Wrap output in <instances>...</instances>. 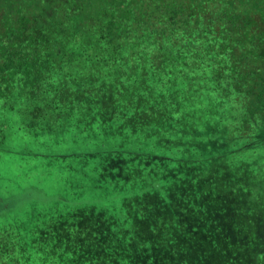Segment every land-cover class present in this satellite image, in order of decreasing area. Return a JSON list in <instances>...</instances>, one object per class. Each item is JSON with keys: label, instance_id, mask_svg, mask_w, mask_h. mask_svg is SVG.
<instances>
[{"label": "trees", "instance_id": "obj_1", "mask_svg": "<svg viewBox=\"0 0 264 264\" xmlns=\"http://www.w3.org/2000/svg\"><path fill=\"white\" fill-rule=\"evenodd\" d=\"M5 111L51 132L77 120L103 141L154 138L156 122L159 143L176 154L203 137L223 152L214 166L228 193L248 195L221 218L235 227L233 213L248 209V223L264 225V182L249 188L258 169L264 176V0H0ZM4 235L0 262L62 264L60 245ZM247 248L226 264H254Z\"/></svg>", "mask_w": 264, "mask_h": 264}, {"label": "rangeland", "instance_id": "obj_2", "mask_svg": "<svg viewBox=\"0 0 264 264\" xmlns=\"http://www.w3.org/2000/svg\"><path fill=\"white\" fill-rule=\"evenodd\" d=\"M13 114H0V242L6 232L19 234L18 244L48 240L62 248V264H226L248 255L247 246L264 264V225L248 223L252 212L233 213L235 227L221 218L248 195L228 193L222 165L214 166L223 152L203 137L176 154L159 143L156 122L154 138L103 141L77 120L51 132ZM239 173L245 183L251 177ZM257 175L252 191L264 182Z\"/></svg>", "mask_w": 264, "mask_h": 264}]
</instances>
